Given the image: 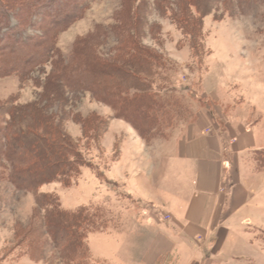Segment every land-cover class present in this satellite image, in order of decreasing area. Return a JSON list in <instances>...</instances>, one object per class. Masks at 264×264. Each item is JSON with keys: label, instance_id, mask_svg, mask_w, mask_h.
<instances>
[{"label": "rangeland", "instance_id": "374dc122", "mask_svg": "<svg viewBox=\"0 0 264 264\" xmlns=\"http://www.w3.org/2000/svg\"><path fill=\"white\" fill-rule=\"evenodd\" d=\"M238 1L87 0L81 18L57 35L63 64L83 38L103 59L121 56L120 41L127 38L154 55L148 81L163 107L155 113L158 129L142 135L89 91L64 85L43 93L37 82L49 75L53 62L22 81L15 74L0 77L1 127H58L87 160L68 186L58 180L25 191L0 177V264H144L149 241L159 231L154 222L168 219L151 200L162 194L153 180L170 154L167 146L200 125L222 126L223 119L242 113L247 123L259 119L264 130V0L243 6ZM180 18L190 26L183 28ZM21 28L32 36L41 33L36 24ZM251 157L264 169V150ZM6 164L0 158V171ZM43 193L54 194L62 210L97 212L95 221L104 225L86 234L84 249L70 260L42 234L44 210L37 209L35 198ZM258 213L264 226V210ZM244 221L259 243L235 250L250 255L236 264H264V227L258 219ZM33 239L46 245L29 251Z\"/></svg>", "mask_w": 264, "mask_h": 264}, {"label": "trees", "instance_id": "16d2710c", "mask_svg": "<svg viewBox=\"0 0 264 264\" xmlns=\"http://www.w3.org/2000/svg\"><path fill=\"white\" fill-rule=\"evenodd\" d=\"M250 1L239 0L238 4L243 6ZM86 2L0 0V77L15 74L22 81L34 69L53 62L49 75L44 81L37 82L41 83L43 93L64 85L73 90L83 89L111 107L114 117L124 119L141 135L146 130L158 129L155 113L163 105L156 101L158 93L151 89L148 81L154 55L144 47L128 38L122 39L119 45L122 55L103 59L93 53L92 44H84L86 38H83L63 64L55 46L56 37L81 18ZM33 15L34 19L30 21ZM37 17L41 20L37 21ZM180 21L184 23L183 28L190 26L187 18ZM35 24L40 28V35L32 36L21 28ZM128 29L125 30L127 36ZM131 90L133 93L129 95ZM37 117L38 123H42V118ZM39 126L13 130L10 124L4 128L0 125V158L7 163L2 165L0 177L5 176L16 189L36 192L43 184L58 180L68 186L79 174L81 166L87 163L68 134L58 127L44 125L40 129ZM35 204L39 211L44 210L42 234L49 237L54 247H59L63 260H70L84 249L87 233L102 230L104 226L95 221L97 212H88L86 207L62 210L52 193L37 195ZM45 245V242L33 239L28 248L34 251L32 249L38 250Z\"/></svg>", "mask_w": 264, "mask_h": 264}, {"label": "crops", "instance_id": "0c3cea01", "mask_svg": "<svg viewBox=\"0 0 264 264\" xmlns=\"http://www.w3.org/2000/svg\"><path fill=\"white\" fill-rule=\"evenodd\" d=\"M242 114L223 119V127L213 121L200 125L167 146L170 154L153 180L162 194L151 200L161 218L166 214L168 219L154 222L159 231L149 241L144 264L250 259L246 251L235 250L259 243L244 220L258 219L262 226L258 212L264 210V169H257L251 156L264 150V130L259 119L247 123L249 116Z\"/></svg>", "mask_w": 264, "mask_h": 264}]
</instances>
